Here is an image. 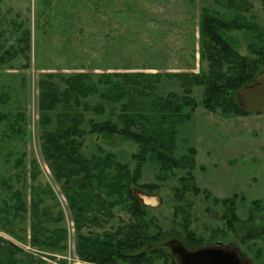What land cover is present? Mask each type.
<instances>
[{"label":"rangeland","instance_id":"1","mask_svg":"<svg viewBox=\"0 0 264 264\" xmlns=\"http://www.w3.org/2000/svg\"><path fill=\"white\" fill-rule=\"evenodd\" d=\"M233 2L229 7L228 0H0V58H5L0 61V237L22 251L17 258L23 264L80 263L74 253L72 213L41 149L39 80L46 73L160 75L162 95L189 96L195 104L186 107L188 121L177 125L174 161L164 158L162 166L148 162L134 188L137 198L143 193L161 200L156 208L141 202L156 242L135 254L157 251L154 262L147 264H180L167 246L171 240L191 251L221 242L223 249L243 254L251 264H264V111L208 110L206 87L192 81L211 72L212 60L202 47L205 12L223 22L255 26L252 31L220 29L218 34L240 56L252 63L260 60L254 52L264 48L259 39L264 37V0H248L247 12L241 11L238 0ZM238 14L244 21L237 20ZM6 52L16 55L9 58ZM259 68L263 73L264 66ZM238 92L232 101L243 109ZM16 124L22 134L15 133ZM76 142L88 152L102 146L122 163H132L139 151L137 143L119 135H88ZM190 150H195L191 170ZM17 190L28 207L38 199L41 212L63 218L48 226L67 228L65 253L41 251L31 244V213L18 216L14 211ZM234 198L233 207L224 202ZM234 208L237 218L228 214ZM112 213L111 219L101 214L98 225L85 231H118L132 219L124 207ZM183 224L196 246L189 243ZM2 251L0 260H5Z\"/></svg>","mask_w":264,"mask_h":264},{"label":"trees","instance_id":"2","mask_svg":"<svg viewBox=\"0 0 264 264\" xmlns=\"http://www.w3.org/2000/svg\"><path fill=\"white\" fill-rule=\"evenodd\" d=\"M233 1L228 0L229 7L234 5ZM238 1L242 12L250 9L248 0ZM237 16V20L244 21L241 14ZM253 27L216 20L207 12L203 15L202 47L208 49L212 66L209 76H203L201 80L194 77L192 81L206 87L204 104L208 110L220 108L227 114H245L240 106L233 104L232 98L252 81H257L259 67L264 66V52L261 51L264 48L255 50L254 53L261 58L252 63L248 57L240 56L218 32L220 29L252 31ZM259 39L264 41L263 36ZM25 40L28 44L29 37ZM6 54L14 58L16 52ZM26 59L30 61L29 57ZM0 61L4 62L5 58L1 57ZM225 65L227 68H223ZM182 76L177 78L183 81ZM161 81L160 75L143 73H79L69 76L46 73L39 80L42 154L68 202L76 228L75 253L83 262L147 264L154 262L158 254L157 251H152L151 256L145 252L135 254L156 242V235L151 233V226L143 217L145 207L135 196L134 188L139 187L148 162L162 166L164 158L174 161L171 156L176 146L177 125L188 121L186 107L195 105L189 96L181 97L176 93L162 95ZM186 93L190 94V90ZM20 119L24 120L23 115ZM14 126L15 133L24 132L18 124ZM88 135H119L137 143L139 151L132 156L135 166L122 163L116 153L102 146L93 152L82 151L76 140ZM189 152L187 165L191 170L195 167V150ZM32 176L33 180L38 177L37 174ZM191 191L200 193L198 188ZM203 193L209 197V192ZM13 197L17 202L14 211L18 216L31 213V244L41 251L65 253L68 249L67 228L48 226L49 223L60 224L63 218H53L41 212L38 199L32 202L31 208L28 207L19 190L13 193ZM235 199L224 202L233 207ZM120 207H124L132 217L128 226L101 234L85 231L91 225H98L101 214L107 213L108 218H113V210ZM228 214L236 217L235 208ZM182 227L189 243L196 246L188 226L183 224ZM0 251L5 257L0 264H23L17 258L22 251L2 237Z\"/></svg>","mask_w":264,"mask_h":264},{"label":"water","instance_id":"3","mask_svg":"<svg viewBox=\"0 0 264 264\" xmlns=\"http://www.w3.org/2000/svg\"><path fill=\"white\" fill-rule=\"evenodd\" d=\"M241 106L247 114H258L264 111V72L257 77V83L241 89L238 93ZM138 198L147 206L156 208L161 200L156 196L138 193ZM167 246L172 254L179 258L180 264H251L244 261L236 251L221 248H202L188 250L179 240H171Z\"/></svg>","mask_w":264,"mask_h":264},{"label":"flooded vegetation","instance_id":"4","mask_svg":"<svg viewBox=\"0 0 264 264\" xmlns=\"http://www.w3.org/2000/svg\"><path fill=\"white\" fill-rule=\"evenodd\" d=\"M216 247H218V248H221V249H223V246H222V243L221 242H219V243H217V246ZM216 247H214V248H216ZM237 252V251H236ZM238 253V252H237ZM240 256H241V258L244 260V261H246L247 259L244 257V255L243 254H241V253H238ZM176 257V256H175ZM177 259L179 260V258L177 257ZM247 261H249V260H247ZM250 262V261H249Z\"/></svg>","mask_w":264,"mask_h":264},{"label":"crops","instance_id":"5","mask_svg":"<svg viewBox=\"0 0 264 264\" xmlns=\"http://www.w3.org/2000/svg\"><path fill=\"white\" fill-rule=\"evenodd\" d=\"M74 253H75V252H74ZM75 255H76V253H75ZM79 261H80L79 264H89V263L83 262V261H81V260H79Z\"/></svg>","mask_w":264,"mask_h":264}]
</instances>
